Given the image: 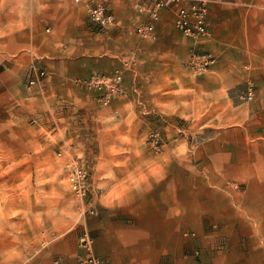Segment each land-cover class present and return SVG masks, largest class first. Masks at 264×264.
<instances>
[{"label":"crops","instance_id":"1","mask_svg":"<svg viewBox=\"0 0 264 264\" xmlns=\"http://www.w3.org/2000/svg\"><path fill=\"white\" fill-rule=\"evenodd\" d=\"M140 1L110 0L115 23L96 30L85 4L25 0L12 86L33 91L21 101L28 113L52 115L68 102L100 127L98 141L89 138L98 148L84 150L93 159L86 228L105 264H264V0H207L204 39L178 31L171 9L139 37ZM194 52L215 57L202 76L184 67ZM32 63L47 75L29 88ZM115 72L125 92L107 105L74 82ZM249 84L254 99L244 101ZM147 125L165 142L158 157L133 148ZM72 229L29 264H75Z\"/></svg>","mask_w":264,"mask_h":264},{"label":"rangeland","instance_id":"2","mask_svg":"<svg viewBox=\"0 0 264 264\" xmlns=\"http://www.w3.org/2000/svg\"><path fill=\"white\" fill-rule=\"evenodd\" d=\"M24 3L0 0V264H29L31 256L69 226L78 241L79 235L88 231L87 219L93 213L89 202L72 194L65 163L78 157L90 178L93 159L87 158L84 150L98 148L89 138L98 141L93 130L100 127L90 124L88 111L68 102L60 104L52 115L28 113L21 101L33 91L26 89L25 82L21 87L12 86V59L24 52V31L16 28L18 20L27 15L21 13ZM35 65L32 63L31 71ZM150 130L159 131L147 125L133 148L149 150L158 157L165 142L159 131L162 147L154 151L147 138ZM142 164H148V159Z\"/></svg>","mask_w":264,"mask_h":264},{"label":"built area","instance_id":"3","mask_svg":"<svg viewBox=\"0 0 264 264\" xmlns=\"http://www.w3.org/2000/svg\"><path fill=\"white\" fill-rule=\"evenodd\" d=\"M75 3L87 6V18L89 23L96 30H104L113 26L115 18L109 8L110 0H73ZM207 0H141L136 4V10L146 16L143 23L135 26V33L142 38L149 37L155 30V24L160 19L162 10L171 9L174 16V26L182 34L193 39H204L209 36L208 5ZM215 57L209 52L192 53L185 61V68L194 76H202L214 63ZM32 76L28 80V87L39 86L42 79L46 77V70L35 65L32 68ZM80 86L96 92V99L99 103L107 105L114 97L124 94L123 76L120 72L112 74L93 73L84 78H75ZM253 85L249 84L240 95L244 101L254 99ZM148 143L154 151H160L162 144L160 133L157 130H150L147 133ZM60 155V153H59ZM67 171V182L72 194L80 201L91 204L89 172L85 163L78 157L69 159L65 163ZM91 213L92 204L89 205ZM188 234L194 235L193 232ZM79 252L75 264H105L93 250V239L88 231H83L78 237ZM194 255H200L195 250ZM53 264H60L55 260Z\"/></svg>","mask_w":264,"mask_h":264}]
</instances>
